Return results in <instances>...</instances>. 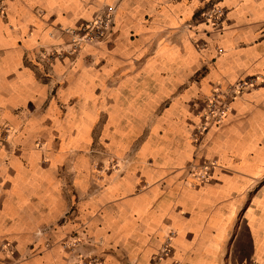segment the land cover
I'll list each match as a JSON object with an SVG mask.
<instances>
[{
  "label": "crops",
  "instance_id": "1",
  "mask_svg": "<svg viewBox=\"0 0 264 264\" xmlns=\"http://www.w3.org/2000/svg\"><path fill=\"white\" fill-rule=\"evenodd\" d=\"M108 4L105 42L44 59ZM252 76L196 141L216 84ZM263 77L264 0H0V264H264Z\"/></svg>",
  "mask_w": 264,
  "mask_h": 264
},
{
  "label": "built area",
  "instance_id": "2",
  "mask_svg": "<svg viewBox=\"0 0 264 264\" xmlns=\"http://www.w3.org/2000/svg\"><path fill=\"white\" fill-rule=\"evenodd\" d=\"M117 6L114 4L105 5L92 20L80 24L76 27L66 29L70 35V47L67 49H53L51 51H42L44 59L57 58L64 54H73L81 46L88 44H97L105 42L113 32L115 26V14ZM198 18L203 19L210 29L221 30L225 19V10L223 7L214 2H208L199 12ZM264 82V77L259 79ZM258 78L256 76L238 79L222 87L220 84L212 89L211 93L206 96L199 110L200 120L196 127L195 138L200 141L201 136L208 130L211 125L220 124L231 109V103L248 88L257 85ZM217 166L215 159L205 158L201 162H190L185 170L188 177L192 180L190 184L198 185L207 181ZM51 227H45L37 231V235L44 234ZM170 239L164 241L161 256H168L171 252ZM79 264H100L97 256H79Z\"/></svg>",
  "mask_w": 264,
  "mask_h": 264
},
{
  "label": "rangeland",
  "instance_id": "3",
  "mask_svg": "<svg viewBox=\"0 0 264 264\" xmlns=\"http://www.w3.org/2000/svg\"><path fill=\"white\" fill-rule=\"evenodd\" d=\"M117 6V5H116Z\"/></svg>",
  "mask_w": 264,
  "mask_h": 264
}]
</instances>
